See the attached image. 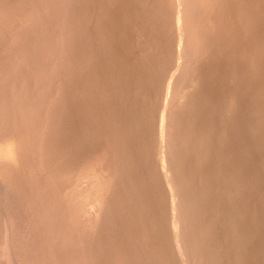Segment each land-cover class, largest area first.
Returning <instances> with one entry per match:
<instances>
[{"label": "rangeland", "instance_id": "rangeland-1", "mask_svg": "<svg viewBox=\"0 0 264 264\" xmlns=\"http://www.w3.org/2000/svg\"><path fill=\"white\" fill-rule=\"evenodd\" d=\"M0 264H264V0H0Z\"/></svg>", "mask_w": 264, "mask_h": 264}]
</instances>
